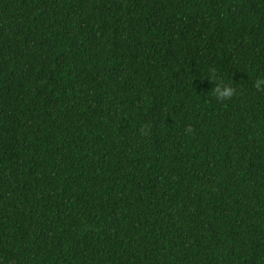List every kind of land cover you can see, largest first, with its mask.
<instances>
[{"label": "trees", "instance_id": "trees-1", "mask_svg": "<svg viewBox=\"0 0 264 264\" xmlns=\"http://www.w3.org/2000/svg\"><path fill=\"white\" fill-rule=\"evenodd\" d=\"M257 79L264 0H0V264H264Z\"/></svg>", "mask_w": 264, "mask_h": 264}, {"label": "clouds", "instance_id": "clouds-1", "mask_svg": "<svg viewBox=\"0 0 264 264\" xmlns=\"http://www.w3.org/2000/svg\"><path fill=\"white\" fill-rule=\"evenodd\" d=\"M254 87L258 90L264 88V79H257L255 81ZM211 90L213 96L217 101L226 100L230 98L234 93V89L228 84L223 83L222 81L212 84Z\"/></svg>", "mask_w": 264, "mask_h": 264}]
</instances>
